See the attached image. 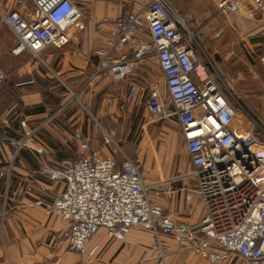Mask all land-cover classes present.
Segmentation results:
<instances>
[{"label":"built area","instance_id":"1","mask_svg":"<svg viewBox=\"0 0 264 264\" xmlns=\"http://www.w3.org/2000/svg\"><path fill=\"white\" fill-rule=\"evenodd\" d=\"M28 1L33 8L29 14L0 12V23L14 37L12 56L27 53L39 60L45 49L68 43V31L83 19L84 9L73 0ZM209 1L217 16L240 12L241 0ZM247 1L264 10V0ZM23 2L15 0L19 6ZM191 39L168 0H147L136 13L112 21L104 46L93 51L98 62L89 79L105 71L123 79L148 55L155 58L167 98L151 83L145 108L152 117L177 122L202 217L195 226L175 223L148 198L149 193L157 196L168 181L146 184L137 163L124 159L117 165L115 149L101 156L96 150L88 152L82 143L83 154L61 172L46 169L50 180L62 183L53 202H34L47 216L66 222L54 245L80 264H95L87 243L98 230L121 241L131 228L146 230L156 240L168 236L180 253L188 251L210 264L229 254L245 264H264V130L252 119L245 128L236 121L235 108L197 61ZM260 63L264 67V54ZM5 78L0 69V84ZM141 91L128 83L118 109L126 111ZM19 125L24 127V122ZM102 141L112 143L109 134ZM184 201L187 205L190 195Z\"/></svg>","mask_w":264,"mask_h":264},{"label":"crops","instance_id":"2","mask_svg":"<svg viewBox=\"0 0 264 264\" xmlns=\"http://www.w3.org/2000/svg\"><path fill=\"white\" fill-rule=\"evenodd\" d=\"M73 1L83 7V19L69 29L65 46L45 49L39 60L27 53L12 56L14 37L0 23V69L6 76L0 84V198L5 199L4 206L0 205V264H79L77 257L54 245L66 222L47 216L34 204L36 200L51 204L62 189L60 181L48 178L46 169L61 172L83 154L79 148L82 143L88 152L96 150L107 156L115 148L136 142L138 148H144L145 138L156 132V123L149 124V134L133 140V121L141 99V117L147 113L144 103L151 74L144 64L134 66L123 79H115L109 71L89 79L98 62L93 51L104 46L112 21L136 13L147 0ZM205 2L212 7L209 0ZM202 7V3L194 2V10L185 11L186 17L196 19L205 11ZM32 9L28 0L22 6L15 0H0L1 13L17 10L27 15ZM257 10L241 0L243 13ZM231 16L218 15L216 19ZM128 83H135L142 91L126 111H121L117 104ZM63 89L70 96L76 95L79 108L69 104L67 97L61 100L66 96ZM160 89L162 97L164 93L167 98L163 77ZM21 121L24 127L19 125ZM167 121H173L175 127L161 124L164 145L154 155L150 153L149 160L143 153L133 162L142 169L146 184L168 181L157 196L149 193V201L171 215L175 223L195 226L203 209L194 193V181L188 176L192 167L177 122ZM27 133L31 135L26 138ZM104 134L110 135L112 143H103ZM114 158L117 165L122 162L116 152ZM186 195H190L187 205ZM87 250L92 252L95 264H210L188 251L180 253L170 237L159 235L156 240L139 228H131L121 241L109 238L100 229L88 241ZM217 264L245 262L229 254Z\"/></svg>","mask_w":264,"mask_h":264},{"label":"rangeland","instance_id":"3","mask_svg":"<svg viewBox=\"0 0 264 264\" xmlns=\"http://www.w3.org/2000/svg\"><path fill=\"white\" fill-rule=\"evenodd\" d=\"M169 1L177 10L178 14L176 13V15H178L179 21L192 33L190 42L197 50L199 57L208 65L212 77L235 108L236 121L245 128L248 121L251 122L252 119L264 130V67L260 63V57L264 53V10L247 13L240 11L227 19H216L217 15L205 0ZM194 2L202 3V9L205 11L201 12L196 19L187 18L185 11L194 10ZM0 34H2V30H0ZM2 36L4 37V35ZM147 39L146 36V43H149ZM143 64L151 74L150 82L157 87L162 95L160 91L162 76L157 69L155 58L148 55ZM63 91L65 93L64 89ZM65 94L66 96H62L61 100L67 97L69 104H75L77 108L80 107L76 103V95L72 97L68 93ZM163 95L165 97L164 93ZM95 102H99L98 97ZM142 102L143 99L139 101L138 116L133 121V140H139L143 135H148L147 126L149 124L156 123V132L154 135L153 133L149 134L151 138H145L144 148H138L137 142L126 148L118 147L117 149L112 146L121 160L135 161L143 153L144 156H148L149 160L150 153L154 155V152L164 145L165 139L160 129L161 124L169 129L175 127L173 121L157 119L147 113L141 117ZM160 155L164 158L163 153ZM140 161L142 162L144 159ZM4 203L5 199L2 196L0 205L4 206ZM2 217L0 218V227Z\"/></svg>","mask_w":264,"mask_h":264},{"label":"trees","instance_id":"4","mask_svg":"<svg viewBox=\"0 0 264 264\" xmlns=\"http://www.w3.org/2000/svg\"><path fill=\"white\" fill-rule=\"evenodd\" d=\"M181 34L182 35H184L185 33L181 30ZM193 50H194V54H195V56H196V59H197V61L204 67V69H205V71H206V73L208 74V75H211L212 76V74L209 72V69H208V65L199 57V55H198V52H197V50H195V48L193 47ZM264 54V53H263ZM262 56V55H261Z\"/></svg>","mask_w":264,"mask_h":264}]
</instances>
